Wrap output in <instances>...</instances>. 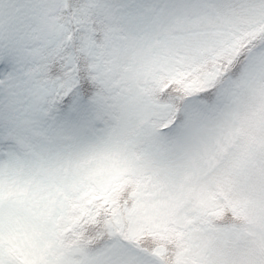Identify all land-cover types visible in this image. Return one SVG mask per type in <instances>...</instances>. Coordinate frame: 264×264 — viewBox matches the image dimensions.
Masks as SVG:
<instances>
[{
    "label": "snow or ice",
    "instance_id": "1",
    "mask_svg": "<svg viewBox=\"0 0 264 264\" xmlns=\"http://www.w3.org/2000/svg\"><path fill=\"white\" fill-rule=\"evenodd\" d=\"M0 264H264V0H0Z\"/></svg>",
    "mask_w": 264,
    "mask_h": 264
},
{
    "label": "rangeland",
    "instance_id": "2",
    "mask_svg": "<svg viewBox=\"0 0 264 264\" xmlns=\"http://www.w3.org/2000/svg\"><path fill=\"white\" fill-rule=\"evenodd\" d=\"M232 220L235 223H239V224L241 223V225H243L246 222L243 215L234 216V217H232Z\"/></svg>",
    "mask_w": 264,
    "mask_h": 264
},
{
    "label": "trees",
    "instance_id": "3",
    "mask_svg": "<svg viewBox=\"0 0 264 264\" xmlns=\"http://www.w3.org/2000/svg\"><path fill=\"white\" fill-rule=\"evenodd\" d=\"M237 224H239V223H237ZM241 224V223H240Z\"/></svg>",
    "mask_w": 264,
    "mask_h": 264
}]
</instances>
